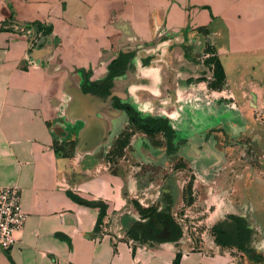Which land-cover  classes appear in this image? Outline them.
<instances>
[{
    "label": "crops",
    "instance_id": "crops-1",
    "mask_svg": "<svg viewBox=\"0 0 264 264\" xmlns=\"http://www.w3.org/2000/svg\"><path fill=\"white\" fill-rule=\"evenodd\" d=\"M165 26L206 31L227 78L264 69V0H0V188L20 190L27 216L0 264H238L182 252L168 228L130 238L148 206L135 200L137 210L90 153L80 155L95 147L80 144V70L103 79L129 53L119 39L153 38Z\"/></svg>",
    "mask_w": 264,
    "mask_h": 264
},
{
    "label": "rangeland",
    "instance_id": "rangeland-1",
    "mask_svg": "<svg viewBox=\"0 0 264 264\" xmlns=\"http://www.w3.org/2000/svg\"><path fill=\"white\" fill-rule=\"evenodd\" d=\"M116 44L134 54L113 79L122 108L80 91V144H95L80 155L90 153L120 196L148 206L142 214L149 220L129 237L148 239L153 225L165 236L171 224L184 253L202 249L264 264V69L233 70L227 78L223 67L221 78L202 29L165 26L153 38ZM92 76L91 68L80 70V90ZM157 118L175 131L171 145L163 133L136 125Z\"/></svg>",
    "mask_w": 264,
    "mask_h": 264
},
{
    "label": "trees",
    "instance_id": "trees-1",
    "mask_svg": "<svg viewBox=\"0 0 264 264\" xmlns=\"http://www.w3.org/2000/svg\"><path fill=\"white\" fill-rule=\"evenodd\" d=\"M40 29H42V26L39 27V30ZM45 31L49 33L50 29H47ZM133 56H134L133 53H119L118 57L109 64L107 75L103 79L98 81H93L89 84L83 82L81 87L82 92L84 94L92 93L106 101L113 94V87H114L113 79L115 77L120 76L121 74H124L128 70V67L130 66V61L133 58ZM215 64L219 76L221 78L224 77L223 67L217 57ZM110 101H112L113 106L115 108H122V106L120 105V100L117 96H112ZM136 125L147 133H151V134L163 133L167 139L168 145L172 144V140L175 136V131L169 125L167 119L165 118H157L154 120L138 119L136 121ZM135 207L137 210L141 212V209L138 206V204H135ZM169 227H170L169 230L172 233L171 224ZM178 239H179L178 235L176 236L171 235L168 238V241H176Z\"/></svg>",
    "mask_w": 264,
    "mask_h": 264
},
{
    "label": "built area",
    "instance_id": "built-area-1",
    "mask_svg": "<svg viewBox=\"0 0 264 264\" xmlns=\"http://www.w3.org/2000/svg\"><path fill=\"white\" fill-rule=\"evenodd\" d=\"M41 35L42 32L38 34ZM33 46L34 44H31V47ZM26 217L21 206L20 190L17 187L0 188V254L8 252L16 244L24 230ZM105 219L100 225L101 233Z\"/></svg>",
    "mask_w": 264,
    "mask_h": 264
},
{
    "label": "water",
    "instance_id": "water-1",
    "mask_svg": "<svg viewBox=\"0 0 264 264\" xmlns=\"http://www.w3.org/2000/svg\"><path fill=\"white\" fill-rule=\"evenodd\" d=\"M40 56H41V55L39 54V51H38V52L34 55V58H36V59L41 58ZM80 91H81V93H82V94H81L82 97H84V96H86V95H91V96H93V97H96V96H95L94 94H92V93L84 94V93L82 92V90H80ZM112 96H116V95L112 94L107 100H110ZM107 100H106V101H107Z\"/></svg>",
    "mask_w": 264,
    "mask_h": 264
}]
</instances>
